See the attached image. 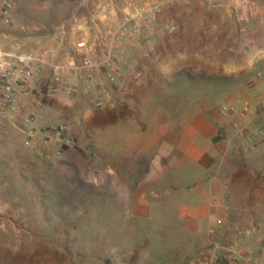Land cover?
I'll return each mask as SVG.
<instances>
[{"label":"crops","instance_id":"obj_1","mask_svg":"<svg viewBox=\"0 0 264 264\" xmlns=\"http://www.w3.org/2000/svg\"><path fill=\"white\" fill-rule=\"evenodd\" d=\"M153 38L152 54L135 50L142 76L119 82L103 107L56 95L38 109L40 126L67 118L75 143L52 157L44 190L54 231L24 237L53 242L36 264H197L213 241L264 264V0L232 13L205 0L165 4ZM244 100V116L220 114ZM249 223L256 231L237 238ZM215 264L235 263L222 250Z\"/></svg>","mask_w":264,"mask_h":264},{"label":"built area","instance_id":"obj_2","mask_svg":"<svg viewBox=\"0 0 264 264\" xmlns=\"http://www.w3.org/2000/svg\"><path fill=\"white\" fill-rule=\"evenodd\" d=\"M175 1L193 0H75L68 15L52 29L54 45L27 49L20 41L0 39V128L5 123L17 126L23 133L24 146L49 158L60 156L75 143V138L67 121H54L48 126L35 123L44 99L79 95L97 109L113 100L120 91L119 82L142 76V69L135 66V50L144 45L142 54L154 52V21L165 4ZM205 1L229 13L239 6L256 5V0ZM12 4L11 0L3 1L0 22L10 21ZM167 29L173 33L176 26L168 25ZM28 101L32 107L19 113ZM250 108V101L244 100L241 106L221 103L219 112L223 116H244ZM236 127L242 136L251 130L250 122ZM248 138L252 139V135L248 134ZM261 221L264 223V210ZM256 228V223L237 226L235 235L249 238ZM222 250L235 264H254L241 246H224L218 241L202 251L203 258L197 264H215Z\"/></svg>","mask_w":264,"mask_h":264},{"label":"rangeland","instance_id":"obj_3","mask_svg":"<svg viewBox=\"0 0 264 264\" xmlns=\"http://www.w3.org/2000/svg\"><path fill=\"white\" fill-rule=\"evenodd\" d=\"M3 1L0 0V7ZM11 1L10 21L0 22V39L20 41L25 48L32 49L36 48L31 46L32 39L50 37L53 27L68 15L75 0ZM61 120L69 122L60 116L51 122ZM22 137L17 126L0 128V264H36L39 249L49 256L52 250L53 242L47 239L25 240L24 237L54 231L50 210L42 205L48 200L44 190L52 184L50 171L54 162L36 153L38 150L24 146ZM49 202L51 207L57 206L55 198ZM60 243L68 244L67 241Z\"/></svg>","mask_w":264,"mask_h":264}]
</instances>
